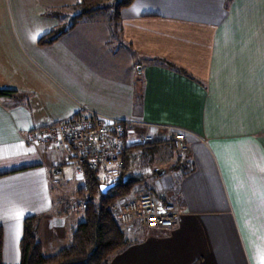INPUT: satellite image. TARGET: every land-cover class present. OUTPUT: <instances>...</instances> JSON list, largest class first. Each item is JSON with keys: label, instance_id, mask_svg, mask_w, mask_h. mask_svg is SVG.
<instances>
[{"label": "crops", "instance_id": "obj_1", "mask_svg": "<svg viewBox=\"0 0 264 264\" xmlns=\"http://www.w3.org/2000/svg\"><path fill=\"white\" fill-rule=\"evenodd\" d=\"M79 2L0 0V88L13 90L0 96L3 264H19L25 218L44 255L84 219L72 202L83 178L64 150L26 134L85 108L127 122L126 173L141 180L120 199L150 192L175 212L166 228L120 224L129 242L108 264H262L264 0H134L118 19L109 9L72 24ZM143 134L155 142L148 154Z\"/></svg>", "mask_w": 264, "mask_h": 264}, {"label": "built area", "instance_id": "obj_2", "mask_svg": "<svg viewBox=\"0 0 264 264\" xmlns=\"http://www.w3.org/2000/svg\"><path fill=\"white\" fill-rule=\"evenodd\" d=\"M126 123L120 118L85 108L70 117L30 130L26 138L43 148L63 149L74 177L82 178L88 170H100L112 181L118 178L124 166L128 146ZM152 141L151 134H143L136 143L145 146ZM171 145L175 150L187 149L183 132L173 134ZM52 176L54 181L63 177L61 166L53 168ZM112 211L121 225L138 219L143 226L150 228L170 227L175 217L173 204L162 202L150 192L140 193L128 202L118 199L113 203Z\"/></svg>", "mask_w": 264, "mask_h": 264}, {"label": "trees", "instance_id": "obj_3", "mask_svg": "<svg viewBox=\"0 0 264 264\" xmlns=\"http://www.w3.org/2000/svg\"><path fill=\"white\" fill-rule=\"evenodd\" d=\"M134 0H80L79 12L72 18V24L84 16L100 10H111L113 19L119 18L120 9L130 5ZM47 40H50L49 38ZM40 42L45 41L40 38ZM13 90L0 88V96L9 95ZM155 142L145 146H138L142 153L151 152ZM127 151L124 155V166L115 182V186L103 193L99 186L104 184L98 176L99 170L85 171L84 184L80 186L76 194L83 203L84 219L71 229L69 242L50 255H44L41 244L37 238L35 217L25 218L23 232L19 241V264H108L109 257L117 250L126 246L129 239L126 238L121 225L115 220L112 205L116 200L125 197L133 185L123 183L122 176L129 169ZM187 173L194 168L189 159L183 164ZM0 264L2 262V231L0 228Z\"/></svg>", "mask_w": 264, "mask_h": 264}, {"label": "water", "instance_id": "obj_4", "mask_svg": "<svg viewBox=\"0 0 264 264\" xmlns=\"http://www.w3.org/2000/svg\"><path fill=\"white\" fill-rule=\"evenodd\" d=\"M156 173L160 174L161 170L156 169ZM141 180V177L133 174V173H125L122 176V182L123 183H131V182H135V181H139ZM115 186V182L112 183H108V184H100L99 188L103 193H106L109 189L113 188Z\"/></svg>", "mask_w": 264, "mask_h": 264}, {"label": "rangeland", "instance_id": "obj_5", "mask_svg": "<svg viewBox=\"0 0 264 264\" xmlns=\"http://www.w3.org/2000/svg\"><path fill=\"white\" fill-rule=\"evenodd\" d=\"M113 0H109V4L112 2ZM72 14H74V13H76V12H71ZM65 15V14H64ZM69 14L67 13L65 16V21H66V23H67V21H68V19H70L71 18V16H68ZM167 153H168V151H166ZM166 153V154H167ZM179 154L180 153H182L181 151H179L178 152ZM178 153H176V154H178ZM156 159H158V158H156ZM159 161H157L156 163H158ZM155 162L153 163V164H156ZM143 170H144V172H146L147 170H145V168L143 169V168H139V169H137V173H141V174H144L143 173ZM101 174H102V172H100ZM79 183V182H78ZM84 184V182H82V184L81 185H79V184H77L76 186V189H78L80 186H82ZM77 190H75V192H76ZM142 193H144V192H142ZM72 202L74 203V204H76V202H79V203H82V201H81V199L80 198H78V196H77V194H76V197H75V200L74 199H72ZM73 204V205H74ZM74 207V206H73Z\"/></svg>", "mask_w": 264, "mask_h": 264}, {"label": "snow or ice", "instance_id": "obj_6", "mask_svg": "<svg viewBox=\"0 0 264 264\" xmlns=\"http://www.w3.org/2000/svg\"><path fill=\"white\" fill-rule=\"evenodd\" d=\"M262 264H264V262H262Z\"/></svg>", "mask_w": 264, "mask_h": 264}]
</instances>
